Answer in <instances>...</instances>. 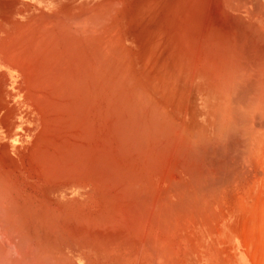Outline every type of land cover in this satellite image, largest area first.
Returning <instances> with one entry per match:
<instances>
[{"label": "bare ground", "instance_id": "6f19581e", "mask_svg": "<svg viewBox=\"0 0 264 264\" xmlns=\"http://www.w3.org/2000/svg\"><path fill=\"white\" fill-rule=\"evenodd\" d=\"M5 16L0 77L39 127L0 170V264H264V0Z\"/></svg>", "mask_w": 264, "mask_h": 264}, {"label": "rangeland", "instance_id": "374dc122", "mask_svg": "<svg viewBox=\"0 0 264 264\" xmlns=\"http://www.w3.org/2000/svg\"><path fill=\"white\" fill-rule=\"evenodd\" d=\"M22 1L27 2L28 0H0V9H1L0 12L3 11L2 13H4L5 15H10L11 13H13L16 10L17 7L20 6ZM5 5L7 7H4ZM1 6H2V8H1ZM9 10H10V12H9ZM2 13H0V18L1 19L6 18V16ZM0 71L6 72V70H4L2 67L0 68ZM13 79H14V81H13L14 84L12 87L9 88V86L6 85L5 81H3V78L0 77V132H1V140H0V145H1V147H0V160L1 161H0V166L2 167V165H3V167L0 168V170L5 169V167L10 168V165H11L12 169L15 168V166H13V164L16 165L17 163H19L18 159H21L22 157L24 158V155L26 154L27 148L31 145V142L33 141V138H35L34 136L37 133V128L39 127L38 126V120L35 117L36 112H34L33 107H31L29 104L26 103L24 93L21 91V86H20L21 85V79L19 77H16V76ZM7 90H9V91H7ZM11 92L13 93L14 96L12 95ZM4 106H6V107H4ZM3 133H5V134H3ZM6 134H7V136H6ZM17 135H19L18 136L19 139H18ZM5 142H6V144H5ZM16 146H17V148H16ZM1 151H3V152L1 153ZM7 151H8V155H7ZM2 155H3V158H1ZM5 155H7V158H5L6 157ZM9 157H11V158H9Z\"/></svg>", "mask_w": 264, "mask_h": 264}]
</instances>
